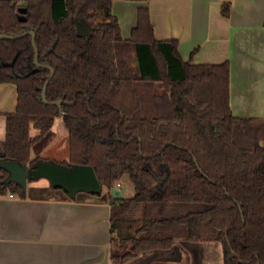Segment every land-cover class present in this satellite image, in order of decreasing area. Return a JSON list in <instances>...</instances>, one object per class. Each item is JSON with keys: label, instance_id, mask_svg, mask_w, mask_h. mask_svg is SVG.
<instances>
[{"label": "trees", "instance_id": "1", "mask_svg": "<svg viewBox=\"0 0 264 264\" xmlns=\"http://www.w3.org/2000/svg\"><path fill=\"white\" fill-rule=\"evenodd\" d=\"M127 1L146 3L129 39L113 0H0V32L33 30L45 65L32 34L0 39V83L18 91L3 159L50 160L31 149L62 117L70 154L57 163L92 166L110 195L125 175L134 184L133 196L112 197L113 259L182 238L221 242L225 264H264V118L233 114L229 62L185 61L177 40L156 38L149 0ZM47 65V100L61 107L42 99ZM2 171L0 194L24 196Z\"/></svg>", "mask_w": 264, "mask_h": 264}, {"label": "crops", "instance_id": "2", "mask_svg": "<svg viewBox=\"0 0 264 264\" xmlns=\"http://www.w3.org/2000/svg\"><path fill=\"white\" fill-rule=\"evenodd\" d=\"M228 1L230 12L225 16L222 6ZM147 4L156 38L177 40L185 61L229 62V98L235 116L264 118V0H149ZM144 5L113 0L112 11L125 39L131 37ZM17 105L16 84L0 83V149L6 145L7 115ZM35 148L36 144L32 159H50L42 154L43 148ZM3 174L0 168V177ZM37 180L27 182L24 196L13 191L0 194V264H101L107 255L106 264H225L221 242L182 238L170 248L143 251L119 262L111 256L112 194L80 192L73 198L50 181ZM124 184L119 188L128 197Z\"/></svg>", "mask_w": 264, "mask_h": 264}, {"label": "water", "instance_id": "3", "mask_svg": "<svg viewBox=\"0 0 264 264\" xmlns=\"http://www.w3.org/2000/svg\"><path fill=\"white\" fill-rule=\"evenodd\" d=\"M90 31V27L84 22L77 21V34L79 36H87L90 34ZM27 34H32L33 36L32 42L35 49V64L38 67L45 66L39 63V50L35 41V32L33 30L17 35H8L5 32H0V39H18ZM47 67L51 70V74L44 83L42 99L47 104L58 105L61 107V100L55 102L47 100V87L55 74L53 67L49 65H47ZM3 158L4 152L0 151V168L8 172V176L5 180L6 184L16 183L26 190L28 181L45 177L50 181L52 187L65 190L70 197L73 198L80 192L91 194H102L103 192V186L92 166L82 164L65 166L53 160H45L39 161L30 167L28 164H22L18 161L4 160ZM110 192L113 198L117 200L125 198L124 191L117 186L111 188ZM107 261L108 255L101 264H106Z\"/></svg>", "mask_w": 264, "mask_h": 264}, {"label": "rangeland", "instance_id": "4", "mask_svg": "<svg viewBox=\"0 0 264 264\" xmlns=\"http://www.w3.org/2000/svg\"><path fill=\"white\" fill-rule=\"evenodd\" d=\"M38 134V130L35 128L31 129V135ZM43 148L44 156L50 157V160L61 161L69 159L70 149H69V132L66 128L63 118L58 117L52 129L48 132L46 137L41 141L36 143L35 149ZM41 182H49L45 177L39 179ZM38 181V180H37ZM125 181L124 189L128 197L135 194V187L132 181L127 175H125L117 186H121L122 182ZM107 194H110L107 188L103 189Z\"/></svg>", "mask_w": 264, "mask_h": 264}, {"label": "built area", "instance_id": "5", "mask_svg": "<svg viewBox=\"0 0 264 264\" xmlns=\"http://www.w3.org/2000/svg\"><path fill=\"white\" fill-rule=\"evenodd\" d=\"M10 196H11V197H13V196H14V194H10Z\"/></svg>", "mask_w": 264, "mask_h": 264}]
</instances>
